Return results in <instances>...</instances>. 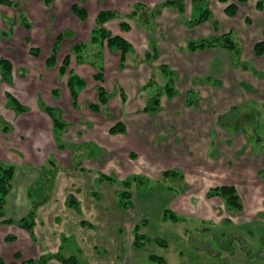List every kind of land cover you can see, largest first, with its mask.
Returning <instances> with one entry per match:
<instances>
[{
    "label": "crops",
    "instance_id": "obj_1",
    "mask_svg": "<svg viewBox=\"0 0 264 264\" xmlns=\"http://www.w3.org/2000/svg\"><path fill=\"white\" fill-rule=\"evenodd\" d=\"M8 1L18 3L20 8L0 4V32L11 34L9 39L0 37V59H7L13 65L12 85L3 82L0 75V118L10 128L7 133L2 131L5 125L0 130V161L17 167L6 200V218L18 221L35 211L36 224L33 239L27 230L16 224H2L0 219V256L5 264L19 263L15 260L17 253L22 254V261L59 253L69 258L74 256L72 248L66 249L71 239L81 254L82 247H87L93 257L90 264H107L119 259L122 250L118 249L116 236L122 228L116 223L104 224L108 221L101 219L109 209H101L103 195L85 188L88 180L96 184L103 174L114 178L143 175L160 181L164 172L176 171L183 178H172L180 179L188 188L177 198L188 197L195 203V209H183L173 197L170 208L175 213L214 225L262 220L264 147L249 145L247 138L243 144L240 136L229 141L230 134L243 132L231 120L218 123L226 115L220 112L232 103L245 100L244 110L250 108V103L264 107V54L259 56L255 52V46L264 41V0H248L238 5L234 18L225 14V8L228 4H237L236 0L228 3L206 0L211 17L196 26L189 24L198 17L191 0H181L183 10L176 6L163 8L156 20L149 23L140 22L139 14L130 22L127 32L117 22L109 24L107 28L112 35L128 41L133 52L121 66L120 53L111 52L105 46L91 47L92 53L97 50L103 53L102 84L95 80L98 72L89 64H71V70L85 81L76 104L68 86V75L61 76L60 67L75 46L89 44L98 14L114 11L128 17L135 5L154 9L169 0H55L49 7L45 0ZM259 2L263 3L261 8ZM75 5L87 11L84 22L73 13ZM19 12L31 24V30L21 26ZM63 33L56 66L47 68L46 62ZM224 34L236 38L237 53L225 48L194 51L189 48L191 41ZM26 39H30V44H26ZM30 48H37L39 57H33ZM149 53L151 56L147 57ZM171 78L175 95L169 98L164 91ZM100 85L109 95V101L104 112L100 109L94 112L88 106L99 105L97 88ZM55 91L57 96L53 95ZM7 92L29 107L30 112L18 116L8 110ZM160 92L163 93L161 111L147 112L150 101ZM207 100L212 105L204 107ZM42 105L59 110L72 126L70 131H76L74 139L70 131L63 135L67 145L90 146V158L86 159L87 153L77 155L80 163L77 162L82 166H73L76 155L70 154L71 147H66L67 151L59 150L53 123L41 109ZM117 123H123L126 131L112 135L110 130ZM217 132L228 135V143L222 146L219 158L212 153ZM235 147L234 159H230L227 149ZM42 177L47 184L38 185L40 191L36 198L41 199L38 202L33 198L32 186ZM222 186L237 190L243 204L242 213H229L220 198L207 197L210 188ZM84 188L92 197L82 202ZM69 196L79 201V213L67 205ZM14 205L17 209H12ZM100 229L103 244L90 239ZM9 236L16 240L7 242ZM133 238L126 240L125 251H129V243L133 246ZM50 264L61 263L55 258Z\"/></svg>",
    "mask_w": 264,
    "mask_h": 264
},
{
    "label": "rangeland",
    "instance_id": "obj_2",
    "mask_svg": "<svg viewBox=\"0 0 264 264\" xmlns=\"http://www.w3.org/2000/svg\"><path fill=\"white\" fill-rule=\"evenodd\" d=\"M233 39L235 40L236 38L233 37ZM69 57L72 59L71 64L75 63L73 55ZM120 90L119 86V91ZM211 102V100H207L205 104H202H204V107H207L212 105ZM246 105L245 100L235 102L231 105H227V107L225 106L223 111L220 112V114L225 112L226 115H231L228 117V119L231 120L230 122L235 123V127L237 128L238 126L240 131L243 132L241 135L230 134L228 139L232 141L230 138L240 136L239 139L243 144L246 143L245 139L247 138L249 145L264 147V107L260 104L250 103V108L244 110ZM98 107L104 112L105 106L99 104ZM234 109L240 112L232 114V110ZM5 124L6 123L2 120L0 121V130ZM253 124H256L257 127H253ZM71 127L72 126L69 124L67 132L70 131ZM113 127H115V125ZM231 129L234 128L231 127ZM74 131H70L72 138L73 135L76 134V131ZM222 135L217 132L215 136L214 147L212 149L215 158L221 156L222 146L228 143V139H226L228 135ZM252 138L256 140L260 138L261 144H258V142ZM64 145L66 147H71V150H69L70 154L74 153V155H76L73 160L74 167L82 166V163L78 164L77 162L79 161L80 163L79 158L82 156L81 153H84V155L87 153L85 155L86 159L90 158L88 155L90 152H87L88 145H82L81 148H78V144L70 143L67 145L64 142ZM82 148L85 150L83 151ZM236 149V147L234 149H227V153L230 154V159H234L233 154L236 152ZM84 165L87 166L88 162ZM93 172L96 173V171ZM167 172L179 174L181 176L179 178H183V175L176 171ZM98 173H100V171ZM133 176H126L125 178L116 177L115 179L119 182H124L131 179ZM88 181L89 183L85 188L95 191L96 193H101L103 195L100 203L101 209H109L108 213L101 220H107V223L104 222L107 226L110 223L112 225L116 223L122 228L121 231L119 230L117 232L118 235L116 236L118 249L121 248L122 254L119 255V259L112 260L107 264H154L151 261V256L153 255L163 257L166 264H264V212L262 213L263 216L261 221L241 225L229 222H225L222 225H214L193 219H186L187 217H183L182 215L180 216L185 218V220L173 222L171 219L164 218V212L166 209H171V198L174 197L176 199L177 196L179 197V194L185 193V190L188 189L185 188L183 182H180V179L172 177L163 179L161 176L160 181H153V184L146 189H139L137 184H133L130 191L134 208L129 210H125L119 206L121 191H125L122 186L117 184L116 186L113 184L110 185L108 182L101 184L103 183L101 181H97L98 183L96 184L93 182L92 184V180ZM41 183L47 184L44 177H42L39 183H35L32 186L33 198L38 202H40L41 199L39 197L36 198V196L39 195V186L41 187ZM91 184L92 189H90ZM85 188L82 192V202H85L86 197H92L88 195V191L85 190ZM114 191H117L115 193V198L113 197ZM176 201L183 209H195V203H193V201L190 202L188 197H180L177 198ZM196 201H198V199L194 202ZM12 209H17L16 205H14ZM114 209H117V211H114ZM115 213L117 214L115 215ZM137 224H139V233L144 235L145 238L142 239L141 245L137 247H133L132 244L129 243V251H125L127 250V244L125 245V242L127 239L130 240V236L133 237V229ZM102 230L104 231V229ZM91 235L92 237L90 236V239L92 242L100 244H103V242L105 243L101 229L96 234L93 233ZM73 240L74 239L68 240L66 249H73V255L77 257L78 264H90V260L93 257L90 256V252L88 253L87 247H82L84 252L81 254L79 250L75 248L76 246H74ZM112 243H115L114 235L112 236ZM111 249L113 250V247ZM62 254H65V252L63 251ZM85 254L87 256H85ZM109 257H111V254H109Z\"/></svg>",
    "mask_w": 264,
    "mask_h": 264
},
{
    "label": "trees",
    "instance_id": "obj_3",
    "mask_svg": "<svg viewBox=\"0 0 264 264\" xmlns=\"http://www.w3.org/2000/svg\"><path fill=\"white\" fill-rule=\"evenodd\" d=\"M55 0H45V5L50 6ZM223 3H228L229 0H219ZM248 0H236L237 4H228L225 8V14L229 17H235L238 14V5L246 4ZM0 4L12 7L16 10H19L20 5L18 3H13L8 0H0ZM262 2H259L258 7H262ZM169 6H176L177 8H180L181 10L184 9L183 4H181V0H169L165 3H163L161 6L154 8V9H148L145 6L142 5H135L132 9V13L128 17H122L118 13L114 11H101L95 20L94 29L92 32V36L90 39L89 44H82L77 45L74 47L72 51V55L74 57V61L76 64H83L87 63L93 68L97 70V75H95V80L102 84L104 82V59H103V53L100 50H97L95 53L91 52V47H106L107 50L111 52H116L121 54V66H124V62L126 59V56L133 52L132 45L126 41L124 38L119 36H113L112 33L108 30V25L111 23L117 22L120 26V28L127 32L130 30V22L134 20L139 14H140V22H146L149 23L150 21L156 20V18L161 14V11L163 8L169 7ZM192 7L193 11H198V17L193 19L191 22H189L190 26H196L197 24H200L206 20H208L211 17V12L209 9V4L206 0H192ZM73 13L77 18H79L82 22H84L87 18V11L83 6L75 5L73 7ZM19 21L23 28L27 30H31L32 26L27 21V19L22 15L21 12H19ZM11 36L8 32H0V37L2 39H9ZM64 38V33L58 38L56 44L53 47L52 53L50 58L46 62L47 68H53L56 66L57 63V55L60 50V44L61 41ZM26 44H30V39H26ZM190 50L194 51L197 49H205V48H225L228 50H231L235 53L238 51V45L233 39V36L231 34H224L221 36L214 37L212 39L207 40H201V41H191L189 43ZM91 54L93 55H89ZM255 52L257 55L264 54V41L259 42L255 46ZM30 54L37 58L40 55V51L37 48H30ZM90 56V57H89ZM150 57L151 54H147V57ZM71 57H67L64 62L62 63L60 67V75H68V86L71 91L73 100L76 104L80 92L85 88V81L80 78L77 74H75L73 71L70 70L71 65ZM171 74V72H170ZM0 75L3 80L8 85H12L13 81V65L12 63L7 59H0ZM174 82L171 78V81L168 82L166 88H165V94L169 98H172L175 95V89H174ZM248 89H250L248 87ZM57 91L53 93L54 96H57ZM97 94L99 99V104L105 106L109 101V95L105 91V89L100 85L97 88ZM162 92L158 93L149 103V105L146 108L147 112H150L152 114H156L161 111V96ZM6 108L8 110L13 111L16 115H23L30 112V108L23 105L13 94L7 92L6 93ZM187 103L191 105L190 99H187ZM88 108L94 112L99 111L98 105H89ZM41 109L49 116L53 123L54 128V137L55 141L57 142L59 150H65L66 146L64 145V142L62 140V137L65 133H67L69 129V123H67L61 114V112L53 107L42 105ZM236 109L232 110V113H238ZM220 117L219 123L223 120L225 122H229L230 120L225 115V118ZM1 120V118H0ZM229 120V121H228ZM251 123V122H250ZM256 124H253L252 126H255ZM260 127V126H259ZM4 133H7L10 131V128L5 124L4 128L2 129ZM125 126L123 123H117L115 127H113L110 130V133L112 135L117 134H123L125 133ZM254 139V138H252ZM257 142H260L261 139H254ZM89 152L90 146L87 147ZM264 153V151H263ZM16 165L12 163H6L0 161V219H2V224H16L20 228H23L27 230L33 239L34 237V228H35V220H36V214L35 211H31L26 217L14 221L13 219L6 218V200L11 192L12 189V183L13 178L16 173ZM163 179L171 178V177H181L179 174H175L173 172H164L162 174ZM261 178L264 180V175L261 174ZM101 181H108L111 184H117L122 186L125 191H121V199L119 206L122 207L125 210H129L134 208L133 202H132V194H131V186L133 184H137L139 189H146L153 184V181L149 179L148 177H144L141 175L133 176L131 179L126 180L124 182H119L115 178L102 175ZM208 198H220L224 202L225 210L229 213L234 214H240L243 211V204L241 201V198L237 192V190L234 187L231 186H222V187H216L212 188L207 192ZM67 205L73 209H75L78 213L80 212V203L77 200L75 196H69L67 198ZM263 215H261L262 217ZM164 218L171 219L173 222H179L185 220V218H182L180 215L174 213L171 209H166L164 212ZM83 225L85 224V221H83ZM133 247H137L141 245V241L143 238H145L144 235L139 233V224L135 225L133 229ZM16 240V237L9 236L6 241L7 242H14ZM22 254L17 253L15 255V260L19 263L14 264H50L53 259H58V261L61 264H78V259L76 256H71L69 258L63 257L60 253L52 256V255H46L42 256L39 259H31L28 261H22ZM151 261L154 264H166V261L163 257L158 256H151ZM0 264H5L4 260L0 256Z\"/></svg>",
    "mask_w": 264,
    "mask_h": 264
}]
</instances>
